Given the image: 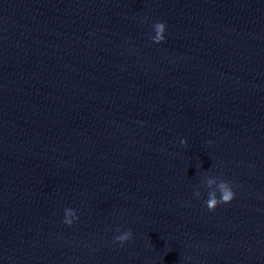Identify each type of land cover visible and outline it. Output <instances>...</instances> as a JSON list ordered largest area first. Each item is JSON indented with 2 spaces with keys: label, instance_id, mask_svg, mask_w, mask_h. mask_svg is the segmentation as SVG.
I'll list each match as a JSON object with an SVG mask.
<instances>
[{
  "label": "clouds",
  "instance_id": "9594fccd",
  "mask_svg": "<svg viewBox=\"0 0 264 264\" xmlns=\"http://www.w3.org/2000/svg\"><path fill=\"white\" fill-rule=\"evenodd\" d=\"M155 35L150 37L154 43H162L165 40V30L166 25L164 22H157L153 25ZM187 141L182 140L181 144L186 145ZM215 185V188L213 187ZM204 186L209 189L208 198L205 201L207 209L209 211H215L218 205L220 204H228L233 201L235 198V192L233 190V185L230 181L224 180L221 177H213L209 176L206 181L204 182ZM218 190V191H217ZM219 193V196L217 195ZM197 197L200 196V192L197 190L194 193ZM65 219L63 221L64 224L71 226L74 220L78 219L77 213L75 210L71 208L64 209ZM117 232L119 235L114 237V242L120 245H123L127 241L132 238V231L129 229L127 231L121 232L118 228Z\"/></svg>",
  "mask_w": 264,
  "mask_h": 264
}]
</instances>
